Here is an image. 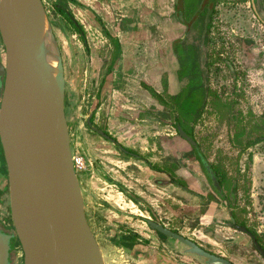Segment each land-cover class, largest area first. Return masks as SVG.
I'll use <instances>...</instances> for the list:
<instances>
[{
  "label": "rangeland",
  "instance_id": "rangeland-1",
  "mask_svg": "<svg viewBox=\"0 0 264 264\" xmlns=\"http://www.w3.org/2000/svg\"><path fill=\"white\" fill-rule=\"evenodd\" d=\"M45 7L61 55L62 51L65 54L62 59L63 64L66 63V66L67 53L70 56L73 52L72 30L69 26H65L67 41H62L59 28L53 24L55 23V11L47 1ZM171 8L172 6L163 7V11ZM172 13L175 18L181 15V19L190 22L191 25L190 31H188V28L180 38L179 48H182L183 51V68L177 57L179 71L183 69L187 73L188 80L194 78L200 81L209 91H214L220 97L222 96V100H234L236 102L235 108L241 112L237 119H241L242 123L252 119L251 124H254L253 114L255 117L264 115V0H221L211 13L205 11L203 14H198L196 9H192L187 5L183 10L173 9ZM192 13H194L193 17H191ZM206 22H210L208 29H206ZM0 51L3 55L1 42ZM167 95V93L162 92V96L166 99H168ZM159 103L163 106L162 110L157 107L146 109L145 120L141 122L145 127L141 130L146 132L148 140L156 137L162 144L172 146L173 171H175L185 156L184 153L191 152V147L178 136L173 126V118L169 116L164 105L160 101ZM65 104L73 157L81 160L76 172L83 193L85 212L99 240L104 262L105 264H127V257L113 246L112 240H109L108 225L111 221L113 222V214L107 207L101 205L103 195H101L102 190L99 191V187L104 180L101 178L102 174L93 169L92 163L95 164V160L99 161L98 158L103 155L102 161L105 163L104 165H108L107 168L111 165H115L116 169L121 167L115 160L113 152L98 145L90 125L75 118L70 103L65 102ZM212 110L213 108L208 102L202 116L191 125L194 138L199 143L208 161L219 166L229 176L224 182V189L226 194H230L234 190L237 193L236 204L232 206L243 208V218L246 224L250 227L256 226L264 233V140L246 148L244 152H239L240 147L237 144H234L236 146L233 145V126L229 123V120L220 117V115L216 116L217 113ZM144 150L143 152L150 156L146 146ZM143 152L140 154H143ZM162 152L166 153L167 149L164 147ZM178 153L183 154L180 162L177 161L178 158L176 157ZM252 153L254 156H252ZM98 155L100 156L97 157ZM0 158L1 160L3 158L1 148ZM167 166L168 168L171 167L168 163ZM129 167H132V169L137 168L132 163ZM103 171L105 173V169ZM184 171L185 174L182 175V178L186 185L200 193V197L195 199V203L199 204L198 208L200 209L190 211L191 195L189 193L185 194L178 189H173V192H170L163 185L151 181L153 178L158 179L162 175H141L142 181L148 186L147 197L150 199L151 204L162 212L168 206L167 199L165 200L164 196L168 193L172 194L174 203L178 206L176 208L173 205L175 209L173 216L176 217L173 229L180 234L184 233L193 237L201 244H210L213 249H223L224 244L219 240L226 236H233L236 232L223 227V224L213 225L211 223V225H206L205 223H199L208 220L207 217L200 218L201 215L213 213L211 208L215 203H212L209 208L207 203L208 200L215 199L207 188L196 182L189 175V172ZM118 175L115 174V177ZM109 177L112 178V172H110ZM233 178L237 180L236 185H232ZM178 197L182 199L179 200ZM220 209L215 214V216L219 214L218 220L226 217L223 213L226 209ZM226 211L228 212L229 209ZM160 215L163 216V221H167L164 214ZM255 218L257 222L251 221ZM183 219H186L184 223L178 224ZM193 227L195 228L192 231ZM186 228L190 229L186 230ZM180 246L186 248L183 244ZM229 248L228 259L232 262L238 264H264L262 258L257 255L251 245L242 246L235 243L231 244ZM179 256H183L180 251H178L177 258ZM195 258L199 260V264H204L203 258L196 255Z\"/></svg>",
  "mask_w": 264,
  "mask_h": 264
},
{
  "label": "water",
  "instance_id": "water-1",
  "mask_svg": "<svg viewBox=\"0 0 264 264\" xmlns=\"http://www.w3.org/2000/svg\"><path fill=\"white\" fill-rule=\"evenodd\" d=\"M0 42V142L13 225L12 231L0 229V264H11L12 238L22 264H105L74 166L65 67L43 1L0 0ZM177 131L195 144L181 127ZM205 168L220 190L207 163ZM156 228L207 264H234L174 230Z\"/></svg>",
  "mask_w": 264,
  "mask_h": 264
},
{
  "label": "crops",
  "instance_id": "crops-1",
  "mask_svg": "<svg viewBox=\"0 0 264 264\" xmlns=\"http://www.w3.org/2000/svg\"><path fill=\"white\" fill-rule=\"evenodd\" d=\"M42 1L50 3L55 11L53 24L59 28L62 41H67L66 25L73 33V52L70 56L67 53V65L64 63L66 103H70L75 118L90 125L98 145L114 153L121 168L116 169L111 164L107 168L108 165L102 161L103 155L97 156H100L99 161L95 160L92 167L99 174L105 169L106 176L110 172L112 177L115 174L122 176L127 170L125 166L131 161L125 148L140 154L147 146V134L141 130L145 127L141 122L145 120L146 109H163L153 92L174 95L188 82V78L179 75L174 43L188 28L190 31L191 25L181 19V15L177 18L172 16L173 9H180L178 0ZM55 4L64 8L69 17L57 11ZM169 6L172 8L163 11V7ZM64 55L62 51L63 58ZM98 131H103L109 138ZM184 154L189 155L187 152ZM182 155H176L177 161L180 162ZM184 170L187 171L181 161L174 172L182 176ZM110 189L107 197L113 205L131 204L121 192ZM173 189L187 193L174 186ZM173 205L178 207L174 200ZM203 217L208 220L200 223L212 221L211 215L200 218ZM175 218L173 216V223ZM178 243L173 240V264H199L195 255L187 253ZM139 247L148 249L146 245ZM178 251L183 256L177 258Z\"/></svg>",
  "mask_w": 264,
  "mask_h": 264
},
{
  "label": "flooded vegetation",
  "instance_id": "flooded-vegetation-1",
  "mask_svg": "<svg viewBox=\"0 0 264 264\" xmlns=\"http://www.w3.org/2000/svg\"><path fill=\"white\" fill-rule=\"evenodd\" d=\"M0 62L3 64V55L1 51ZM2 84L3 76H0V94ZM191 138L195 141V144H191L185 138L184 139L187 141L190 147L197 146L198 142L195 140V138ZM164 147L165 149H167L166 153L162 152V149ZM171 147L172 146L169 144H162L161 141L155 137L151 140H148L146 146V150H148L150 156H147L146 152H143V154H137L130 149L125 148V152H127V155L131 157V161L128 165L125 166L127 167V170L124 171V174L122 176L118 175L112 178L107 176L109 177L107 178L105 177L106 174L102 170L101 174L104 175V179L102 178L104 181L99 187V191L102 190L101 195H103V202L101 205L102 207H107L113 214V222L111 221V223L108 225V231L110 235L109 240H112L113 246L127 257V264H173V236L167 235L156 228V225H161L167 230H174L173 196L170 193L164 196V199H167L166 201L168 206L167 208H165L166 210L161 212L160 210L155 208L153 204H151L150 199L147 197L148 186L147 184L145 185L144 181H142L141 175H162L160 178H153L151 181L155 184L158 183V185H163L165 189L170 192H173V186L185 190L191 195V212L199 207V204L195 203V199H198V197H200V193L196 192L191 187L186 185V182L182 178L183 176L176 175L173 171V150ZM0 148L2 150L1 142ZM200 153V158L199 156L197 158V155H194L191 149L189 155L184 156L181 161L183 166L186 167L187 171L189 172V175L192 176V178H194L196 182H199L201 186L207 188L209 193H211V195L215 199L211 201L208 200V208L212 206V203H215V205L213 206V208H211V211L213 210V213H210L212 221H210L209 224L206 225H211V223L213 225L223 224V227L230 228L233 230V232L236 233L233 236H226L219 240L224 244L223 249H213L210 244H201L194 238L189 239L195 241L199 245L201 244L200 246L205 250L223 256L227 259L228 251L230 250L229 247L231 244L238 243L242 246L251 245L257 255L260 256V258H262V261L264 262V256L260 254L256 246L257 243L264 250L263 231L258 229L256 226L250 227L249 225H247L246 221L243 218V208L232 206L236 204L237 201V193L235 190L234 192H231L232 194H226L224 184L222 186L219 185L220 190L214 186L213 180L205 168V164L207 163L210 167L209 163L211 162L208 161L202 150ZM2 160L0 158V229H3L5 231H12L13 225L10 214L9 191L4 155ZM131 163L134 164V166H136L138 169H132V167H129ZM167 163L171 167H166ZM110 187L114 188V190L118 192H121L123 198L131 204L129 205L124 202L123 204L125 205H113L111 200L107 197V195H109V191L111 190ZM232 197H234V202L230 200ZM178 199L181 200L182 198L178 197ZM228 204L230 205V208ZM220 208H225L226 210L229 209L228 212L226 210L223 211V213L226 215V217L223 218L224 220H218L219 214H217L218 216H215L216 212L218 213V211L221 210ZM160 214H164V217L167 221H163V216H161ZM251 221H256V218L255 220L251 219ZM88 222L99 245V240L91 226L89 219ZM238 227H244L245 230H241ZM142 245L148 246V249L140 248L139 246ZM232 248H234V246H232ZM222 253L224 255H221ZM22 259L23 256L19 247V243L16 238H12L10 241L9 260L11 261V264H22ZM203 263L207 264L205 259ZM233 263L238 264L235 262Z\"/></svg>",
  "mask_w": 264,
  "mask_h": 264
},
{
  "label": "trees",
  "instance_id": "trees-1",
  "mask_svg": "<svg viewBox=\"0 0 264 264\" xmlns=\"http://www.w3.org/2000/svg\"><path fill=\"white\" fill-rule=\"evenodd\" d=\"M220 1L221 0H178V7L182 10L187 5L192 9H196V13L198 14H203L205 11L211 13ZM54 7L63 15L68 14L60 5L58 6V4H55ZM209 26L210 22H206V29H208ZM179 42L180 38L175 40L174 52L181 61V67L183 68V51L182 48H179ZM179 75L186 77L187 73L181 69ZM153 95L164 105L169 116L173 118V126L175 127L176 132L177 128L181 127L188 135L194 138L191 125L198 121L205 111L206 104L210 102L213 108L212 111L217 113L216 116L220 115V117H225L233 126V145L237 144V146L240 147L239 152H244L246 148L264 140V115L255 117L253 114L252 118L255 120L254 124H251L252 119L246 121V123H242V121H240L241 119H237L238 115H241V112L235 108L236 102L234 100H222V96L220 97L214 91H209L200 81L195 80L194 78H190L177 94L167 95L168 99L163 97L162 94H157L155 92H153ZM178 136L182 140H185L179 134ZM191 149L193 154L197 155V158L198 156L200 158V145L197 143V146H191ZM209 164L219 182V185L222 186L229 176L221 170L219 166L211 163ZM233 180L234 182L232 185H236V178H233ZM230 200L234 202V197Z\"/></svg>",
  "mask_w": 264,
  "mask_h": 264
},
{
  "label": "built area",
  "instance_id": "built-area-1",
  "mask_svg": "<svg viewBox=\"0 0 264 264\" xmlns=\"http://www.w3.org/2000/svg\"><path fill=\"white\" fill-rule=\"evenodd\" d=\"M73 161H74L75 169H77L81 164V160L73 157Z\"/></svg>",
  "mask_w": 264,
  "mask_h": 264
}]
</instances>
